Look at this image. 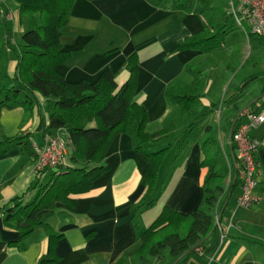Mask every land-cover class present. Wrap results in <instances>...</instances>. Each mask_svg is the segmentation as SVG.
Returning a JSON list of instances; mask_svg holds the SVG:
<instances>
[{
	"label": "crops",
	"instance_id": "1",
	"mask_svg": "<svg viewBox=\"0 0 264 264\" xmlns=\"http://www.w3.org/2000/svg\"><path fill=\"white\" fill-rule=\"evenodd\" d=\"M7 3L12 12V31L18 30L22 18L16 4ZM201 7V0H75L60 36L62 49L70 56L55 66L66 80L93 82L109 68L120 86L129 77L127 59L135 53L138 71L133 100L145 108L149 132L158 130L171 110L165 88L176 81L192 80L186 65L208 63L201 71L206 78L204 96L199 99L196 122L189 131L171 140L163 138L143 145L146 151L175 145L172 161L164 164V155L158 169L157 183L150 194L152 204H139L145 192L141 177L147 162L134 148L135 137L118 132L99 159L106 170L92 181L89 190L70 196L73 201L57 202L53 210L43 211L41 223L31 233L0 251V264H124L163 206L188 213L200 203L208 172L201 164L202 141L206 138L217 152L216 170L224 174L229 187L219 200L225 236L209 258L194 254L184 263L264 264V173L257 176L253 189L259 198L256 204L250 208L237 205L241 188L231 140L232 127L248 122L243 111L254 102H264V45L250 41L234 27L225 40L232 32H237L236 39L225 41L218 63L210 58L221 49L210 53L176 50L181 41L202 30L198 15ZM0 17L8 21L4 13L0 12ZM12 31L0 37L4 76L0 85L4 87H20V43L12 39ZM26 98L32 100L28 108L14 101L0 102V239L6 241L18 240L20 232L5 223V210L21 200L33 199L39 186L47 183L56 170L34 172V145L41 146L47 133L59 135L66 145L65 164L73 149L66 128L45 130L54 98L22 87L18 99ZM249 135L259 142L256 158L264 165V122L252 127ZM180 153L184 159L177 163ZM221 161L223 171L218 168ZM50 230L59 234L52 247Z\"/></svg>",
	"mask_w": 264,
	"mask_h": 264
},
{
	"label": "trees",
	"instance_id": "2",
	"mask_svg": "<svg viewBox=\"0 0 264 264\" xmlns=\"http://www.w3.org/2000/svg\"><path fill=\"white\" fill-rule=\"evenodd\" d=\"M12 1L16 4L20 18L27 16L30 28L20 35L17 59L20 87L0 85V93L4 98L0 102L14 101L25 108L30 107V98L18 99L22 87L31 93L54 98L45 130L49 132L66 128L68 142L73 149L69 155V163L56 167L47 183L39 186L33 199L21 200L5 210V223L17 229L20 238L16 241L0 239V251L11 244H18L31 233L41 223L40 214L43 211L53 210L57 202L73 201L70 196L89 190L92 181L106 170L99 159L118 132L135 137L134 148L147 162L141 177L145 192L139 204H152L154 200L150 198V194L156 186L158 169L171 144L154 151L144 150L143 145L163 138L174 139L195 125L200 107L199 99L204 96L206 85V78L201 75V71L208 67L207 62H202L200 67L190 63L186 65L185 71L191 75L192 80L176 81L165 88L164 95L171 110L161 127L149 132L146 129V110L133 100L138 71L135 53L127 59L129 77L120 86L109 68L104 69L93 82L86 79L70 82L57 72L55 66L65 63L70 56L69 51L62 49L60 36L75 0ZM229 1L201 0L202 7L198 15L202 21V30L181 41L176 50L199 49L210 53L223 47L225 35L234 27L238 29L234 20L233 24L228 21L231 17L228 12ZM247 37L250 41L258 40L260 45H264V39L255 34L249 33ZM218 102L216 99V104ZM260 104L254 102L248 109L254 112ZM239 125L240 123L234 125L232 132ZM186 140L187 137H184V142ZM183 157L184 154L180 153L177 163L183 161ZM218 161L216 150L206 138L202 141L201 164L207 167L208 172L200 203L188 213L163 206L141 234L138 247L125 259L124 264H169L171 261L183 264L192 254L206 259L211 256L221 235L225 236L220 224L219 200L229 189L225 185L224 174L216 170ZM48 236L52 247L59 234L50 230Z\"/></svg>",
	"mask_w": 264,
	"mask_h": 264
},
{
	"label": "built area",
	"instance_id": "3",
	"mask_svg": "<svg viewBox=\"0 0 264 264\" xmlns=\"http://www.w3.org/2000/svg\"><path fill=\"white\" fill-rule=\"evenodd\" d=\"M4 3L5 0H0V8ZM0 12L4 13L7 20L12 19L11 11L0 9ZM228 12L244 35L252 33L264 39V0H230ZM242 114L247 116L248 122L241 123L231 133L241 188L236 203L244 208H250L259 200L253 189L257 183V176L264 173V165L256 158L260 144L250 137L249 130L264 122V102L259 105V111L251 112L246 109ZM33 148L35 157L32 168L36 174L65 164L66 145L59 135L47 133L43 144L34 145Z\"/></svg>",
	"mask_w": 264,
	"mask_h": 264
},
{
	"label": "rangeland",
	"instance_id": "4",
	"mask_svg": "<svg viewBox=\"0 0 264 264\" xmlns=\"http://www.w3.org/2000/svg\"><path fill=\"white\" fill-rule=\"evenodd\" d=\"M7 1L8 0H6V2H5V4L3 5V7L5 8V10H7L8 11V3H7ZM9 1H12V0H9ZM229 1V0H228ZM13 2V1H12ZM226 6V8L228 7L227 6V4L225 5ZM0 20H1V22H2V24H0V37L1 36H3L4 34H5V32L6 33H8V30H11L12 31V21L11 20H8V21H5L4 19H1V17H0ZM228 21H229V23L230 24H233V19L230 17V18H228ZM30 28V22H29V19L27 18V16H24L23 18H22V23L19 25V27H18V30L16 29L15 31H12V33H13V37H12V39L13 40H15V41H17L18 42V44L19 43H21V39H20V35H21V33H22V31H24V30H27V29H29ZM234 29V28H233ZM232 29V30H233ZM236 33L237 32H232V33H230V34H228L227 36H228V39H227V36H226V43L228 42V43H230L231 41L233 42V41H235V39H236ZM14 48L16 47V45L14 44V46H13ZM221 49V48H220ZM1 50H2V47H1V42H0V55H1ZM223 51H224V48L223 49H221V51L220 52H216V54H214V56L212 57V58H210L211 60H213V63L214 62H216V63H218L219 62V58L221 57V55L223 54ZM1 69H2V64L0 65V77H1ZM212 73L213 74H216V71L214 70V71H212ZM1 81L3 82L4 81V76H2L1 77ZM174 150H175V145L173 146H171V148H169L168 150H167V152L165 153V158H164V164H166V163H168V161H172L171 159H172V157H173V153H174ZM163 164V165H164ZM218 168L220 169V170H224V163L221 161L220 162V164H219V166H218ZM55 169H53V171H54ZM154 206V205H153ZM194 254H192V255H190L189 257H192ZM188 260V259H187ZM186 260V261H187ZM184 264H186V262L184 263Z\"/></svg>",
	"mask_w": 264,
	"mask_h": 264
}]
</instances>
